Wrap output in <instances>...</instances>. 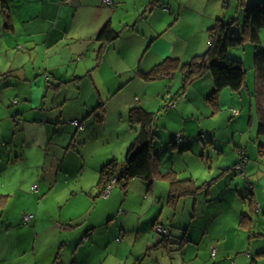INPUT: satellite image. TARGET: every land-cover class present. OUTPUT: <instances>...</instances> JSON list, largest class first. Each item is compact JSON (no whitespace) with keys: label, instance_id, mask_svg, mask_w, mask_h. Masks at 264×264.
<instances>
[{"label":"crops","instance_id":"obj_1","mask_svg":"<svg viewBox=\"0 0 264 264\" xmlns=\"http://www.w3.org/2000/svg\"><path fill=\"white\" fill-rule=\"evenodd\" d=\"M243 1L246 0H240L242 4ZM231 4L232 0H112L111 5L103 0L69 3L12 0L7 13L9 24L0 30V53L8 56L2 62H10L8 69L0 63V73L5 79L0 80V85L18 87L23 81L32 89L31 94L20 91L21 101L15 94L10 104L16 106L14 120L24 137L23 144L30 147L26 160L31 165L23 178L28 176L32 190L22 216L25 213L35 216L34 235L29 239L20 234L19 228L14 232L12 228L16 225L12 223L0 230V264L13 261L19 249L25 253L21 259L31 260V264L264 263V246L251 241L258 228L253 212H259L261 204L256 193L250 198V214L242 213L247 216L249 227L241 226L242 214L238 221L237 228L242 231L239 245L230 248L226 245L228 241L223 242L225 237L228 240L234 237L233 228L225 226L223 231L213 232L207 221L208 230L205 226L198 227L193 220L195 216H190L192 220L189 218L185 225L179 252L174 253L172 234H180L178 230L183 228L176 222V213L171 219L165 215L169 207L173 208L163 203L164 193L170 195L171 186L170 182L169 186L161 184L160 192L158 178L169 181L164 176L176 173V169H170L168 162H164L162 150L170 142L178 143L183 150L190 149L187 146L192 145L196 127L188 131L186 121L194 118L200 121L211 115L204 107L214 89L213 79L209 73L196 79L183 95L175 96L176 106H172L169 102L173 96L167 92L170 90L167 83L176 76L143 77L166 56L188 61L207 49L209 28L216 20L227 19ZM107 22L119 36L104 44L97 34ZM34 84H44L39 102L32 96ZM226 92L230 93L222 90L224 95ZM134 106L155 115L153 149L160 172L152 183L137 178L147 187L138 182L141 194L147 190L152 193V196L145 194L147 206L141 208L128 204L131 183L137 180L131 179L125 187L116 181L107 198L101 199L104 196L99 195L100 169L109 159L119 156L116 149L93 152L92 161L83 154L86 146L94 143L93 138H100V131L104 130L109 141L105 145L119 146L120 154L124 155L139 133L138 126L123 123ZM9 112L7 109L11 115ZM116 114L120 117L118 127L110 125ZM74 119L82 120L84 128L73 125ZM197 129L204 132L206 127L199 124ZM178 133L182 138L177 141ZM241 159L248 160L244 152ZM23 161V155H16L15 163L10 162L6 172ZM73 162L82 163L78 176L71 170ZM21 182L22 179L13 193H4L0 185V194L7 195L6 207L13 195L23 192ZM116 184L120 186L119 194L113 188ZM39 194H44V209ZM34 198L36 209L32 208ZM157 223L171 227V235L165 238L157 233ZM29 244H32L31 257L25 250ZM241 244L246 253L238 252ZM213 249L215 257L211 254Z\"/></svg>","mask_w":264,"mask_h":264},{"label":"rangeland","instance_id":"obj_2","mask_svg":"<svg viewBox=\"0 0 264 264\" xmlns=\"http://www.w3.org/2000/svg\"><path fill=\"white\" fill-rule=\"evenodd\" d=\"M252 1L253 0H246V2ZM11 2L12 0L7 1L8 6H11ZM242 5L243 4L240 5V0H232L229 16L227 19L225 18V22H230L231 20L235 21L231 29V35L234 36H241L242 34V22L244 19V7H242ZM3 27L4 19L2 7L0 5V30H2ZM263 49V42L255 44L248 41L245 42L243 46L230 48L231 51H229V53L231 55L233 53L232 57L235 55L234 58L243 62L244 68L247 71L246 85L251 93L248 89L246 90L247 86L242 89L241 95L236 92L231 93V89H227L230 92H226L227 95H224L221 91L217 98V108L213 107L205 100L206 106L204 108L205 110H210L211 115H208L207 118L204 117L200 119V121L197 118H194V121L191 122L186 121L189 123L188 131L192 132L193 128L196 127L194 138H192V145L189 146L188 144L187 146L190 149L183 150L181 147H178V143L172 144L171 142L169 143V147H163L162 155L163 157L166 156L164 157V162H168L170 169L173 167L174 170L176 169L175 176L178 180H188L192 178L196 179L197 184L208 182V185L202 186L196 194L182 195L177 202L172 201V197L168 195V193H164L163 203L172 205L173 207L171 208L168 206L169 210L167 209L165 215L171 219L173 214L176 213V222L183 228L182 231L180 229L178 230L180 234H172V240L175 242V245H173L174 253L179 252L178 250L182 237L186 234L185 225H188V221H190L189 218L192 220L190 216H195L193 220L198 227L202 228L205 226L204 228L208 230L205 224V221H207L206 223H209L213 228V232L217 230L221 232L225 226L233 228L234 230L232 232L235 234L234 237H229V240L225 237L223 242L226 243L228 241L226 245L230 248L239 245V234H242V231L237 228L238 221L242 213L250 214V198H253L254 193L258 196L257 202H261V204L259 206L260 211L253 212L258 228H256L257 236L255 235L254 239L251 241L255 242L254 245L258 244L260 247L264 246V134L258 133L260 121L257 109H255L257 107H255V97L252 95L255 88L254 55L256 51H261ZM149 51L150 50H147V54ZM204 51L205 49L202 50L201 53ZM6 59H8V56L6 57L4 54L0 53V63L8 69L10 62H2V60ZM1 75L2 73H0V80L4 82L5 79ZM23 83V81L18 83V87H13L12 85L8 86V84H6V86L0 85V185L3 186L4 193H13L17 191V184L22 179L23 191L17 196L13 195L11 197V203L7 207L5 206L3 209H0V230L2 228L6 229L7 225L12 223V225H16L12 228L14 232L19 228L21 229L20 234L29 239L31 235H34L32 231L33 223L30 225L22 223L21 217H23V211L28 207L27 197L32 190V184L29 183L27 174V177L25 179L23 178L24 173L27 172V168L31 165L30 161L26 160V156H28L27 151L30 147H26L23 144L24 137L21 135V131L17 130L18 126L14 120L13 113L16 106L10 104L15 94L18 95L17 100H22L23 95L20 93L21 90L24 92L28 91L29 94H31L30 92L32 89L30 84L28 82L25 84ZM182 83L180 75L178 74L174 80L168 81L167 85L170 87V90L168 88L167 92L172 93L174 98L177 92L181 90ZM43 85L44 84L37 86V84H34L33 86L36 90H33L32 96L36 98L37 102L42 99ZM174 86H176V89H173ZM11 93H13V95H11ZM32 103H34V101ZM233 108H238L242 115L234 116L232 114ZM7 109L10 111L9 113H11V115L7 113ZM158 110L159 108L155 111ZM214 110H216L215 113ZM119 118V115L116 114V118L112 120L110 125L118 127ZM124 118V125H128V118L125 116ZM199 124L203 128L206 127V130L210 132V136L204 133L206 130L202 132L197 129ZM125 130L121 131V135L125 134ZM100 132L102 136L100 138H93L94 143L86 146L83 154L86 155L89 161H92L93 152L100 154L102 148L103 151L116 149L119 156H114V158L122 162L127 151L124 150L125 152L123 155L120 154L121 149L119 146L105 145L109 142L107 141L106 131L103 130ZM209 141L212 142V145L209 144ZM172 149L174 150L173 152ZM241 151L248 157L247 162H244V160L242 161ZM16 155L20 157L23 155L24 161L12 166L9 173L6 172V166L10 164V162L11 164L15 163ZM14 167L17 169H13ZM81 167V162H73L71 170L78 176ZM132 180L137 181L131 183V197H129L128 204L131 205L133 203L135 208L147 206V203H144V200H146L145 194L152 196V193L147 190V192L145 191L141 194L138 188L140 187V183L138 182L143 183L145 188H147L146 184L137 178H132ZM158 180L160 183V192L163 191L161 184H168L169 186V181L160 178H158ZM7 187L9 188L7 189ZM113 188L117 190L115 193L119 194L120 186L116 184ZM111 190L106 196L101 197V199L107 198ZM43 195L44 194H39V198H41L40 201H42V209L46 208V203L42 199ZM34 202L37 203L35 198L33 201L34 207L32 208L36 209ZM182 225H184V227ZM28 228L30 230L26 232L24 229ZM243 238H246V236L243 235ZM214 244L216 245V243ZM244 247L245 246L241 244L238 252L243 251L246 253L247 250L246 247ZM31 248L32 244H29L26 245L25 250L29 253V249ZM22 252L23 250L21 251L19 249L18 254L13 257L14 260L9 261L8 264H23L27 259H21L22 255H25V253L22 254ZM230 252L235 251L232 250ZM29 255L31 257L32 252H30ZM25 263L31 264V260Z\"/></svg>","mask_w":264,"mask_h":264},{"label":"trees","instance_id":"obj_3","mask_svg":"<svg viewBox=\"0 0 264 264\" xmlns=\"http://www.w3.org/2000/svg\"><path fill=\"white\" fill-rule=\"evenodd\" d=\"M7 1L8 0H0L4 19L3 29L9 24ZM104 3L109 5L112 4ZM242 7H244V19L242 22L241 36L231 35V29L235 23L234 20L230 22H225L222 19L216 20L208 30V47L204 52L196 54L188 61L166 56L161 62L144 73L143 77L145 79L163 77L171 79L179 74L183 83L181 90H179L176 96L180 97L196 79L209 73L213 79L214 89L211 95L208 96L207 101L215 108H217L218 105L217 98L223 89H231L234 92L240 93L242 89L247 86V71L244 68L243 62L234 58L235 55L232 57L233 53L231 55L229 51H231L230 48L232 47L243 46L247 41L255 44L264 43V0H253L252 2L243 1ZM118 36L119 32L112 28L110 22L105 23L97 34V38L101 39L104 44L110 43ZM254 71L255 88L252 95L255 97V107L257 106L255 109H257L260 121L258 133L264 134V49L256 51L254 55ZM247 89L249 90L248 86L246 90ZM174 98H172L169 104H176ZM216 110H214V113ZM233 110L232 114L238 116L240 111L238 110V113H235ZM154 116L153 113L145 111L142 107H133L130 109L128 120L132 126H138L139 133L133 144L127 150L122 162L113 158L102 165L97 182L100 196H106L107 191L111 190L112 184L116 181L121 187H125L132 178H141L152 183L153 177L160 174L158 170L159 163L157 162L153 149L154 132L152 126ZM175 175L176 173H169L164 176L170 182V196L174 202L182 195H194L202 186L208 185V182L197 184L196 180L192 178L188 180H178ZM114 178H117L115 182ZM6 200L7 195L0 194V208L5 206ZM240 220L241 226L249 227L247 216L242 214ZM32 221L28 223V225L31 224ZM160 235L164 237V235ZM170 235L171 233L165 236V238ZM118 239L121 240V237ZM213 250L215 254H213ZM213 250L211 254L215 257L216 250Z\"/></svg>","mask_w":264,"mask_h":264},{"label":"built area","instance_id":"obj_4","mask_svg":"<svg viewBox=\"0 0 264 264\" xmlns=\"http://www.w3.org/2000/svg\"><path fill=\"white\" fill-rule=\"evenodd\" d=\"M61 3H69V2H71V0H59ZM104 2H106V3H112V0H103ZM171 105H173V106H175L176 104L175 103H172ZM233 112H235V113H238V110H233ZM71 123L73 124V125H76V126H78L79 128H84V124H83V122L82 121H80V120H78V119H74L73 121H71ZM182 138V135L180 134V133H178L177 135H176V137H175V140H180ZM116 179L117 178H114V182L116 181ZM37 188V186L36 185H34L33 186V189H36ZM109 192V190L107 191V193ZM34 213H25L24 215H23V219H22V221H23V223H25V224H28V223H30L31 221H32V219L34 218ZM155 230L159 233V234H162V235H164V236H167V235H169L170 233H171V227H169V226H166V225H164V224H162V223H160V224H157L156 225V227H155ZM213 254H215V251L213 250Z\"/></svg>","mask_w":264,"mask_h":264},{"label":"clouds","instance_id":"obj_5","mask_svg":"<svg viewBox=\"0 0 264 264\" xmlns=\"http://www.w3.org/2000/svg\"><path fill=\"white\" fill-rule=\"evenodd\" d=\"M156 231V230H155ZM157 232V231H156ZM158 233V232H157ZM165 237V236H164Z\"/></svg>","mask_w":264,"mask_h":264}]
</instances>
